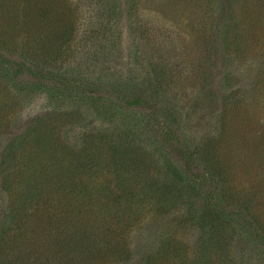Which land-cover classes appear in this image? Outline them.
<instances>
[{
    "label": "rangeland",
    "instance_id": "rangeland-1",
    "mask_svg": "<svg viewBox=\"0 0 264 264\" xmlns=\"http://www.w3.org/2000/svg\"><path fill=\"white\" fill-rule=\"evenodd\" d=\"M39 1L28 15L0 0V261L35 264L38 240L39 254L49 247L41 264L55 262L57 211L27 207L19 192L39 174L62 198L65 178L94 196L83 219L109 221L92 240L107 243L104 232L120 247L98 264H264L260 240L214 220L154 131L168 125L197 148L227 209L246 207L264 235V0ZM23 55L49 71L44 82L4 68ZM65 77L76 86L53 84ZM133 94L148 99L144 116L125 104ZM28 129L47 135L45 151L22 140ZM10 143L28 150L7 154Z\"/></svg>",
    "mask_w": 264,
    "mask_h": 264
},
{
    "label": "trees",
    "instance_id": "trees-1",
    "mask_svg": "<svg viewBox=\"0 0 264 264\" xmlns=\"http://www.w3.org/2000/svg\"><path fill=\"white\" fill-rule=\"evenodd\" d=\"M9 2V1H8ZM7 2V3H8ZM39 0H17V4L20 5V11L24 14L28 13V15L33 14L35 10L40 5ZM7 7V5H6ZM263 7V10L261 9ZM40 9L38 8L37 11ZM259 10L261 13V16H264V4L260 6ZM228 23V22H227ZM228 27L230 25L227 24ZM9 58V57H8ZM6 59V61L10 65H3L6 69L10 67L12 72H26L28 73V76H30L32 79H35L38 82H44V77H46V72L49 73V71H42L40 68L37 67V64L33 63V61L28 60L24 57L20 58V60L16 61V59L9 58ZM1 62V61H0ZM40 66V65H39ZM51 82V81H50ZM54 85H56L60 89H68L72 86H76V82L73 80H70L65 77V80H57L54 79L53 82ZM125 99L124 102L127 105H134L136 104L138 107H140L139 112L143 113L142 107L147 106L149 103L148 99H144L143 97H139L135 94H133L130 97L123 98ZM145 114L143 113L142 116ZM148 116V115H147ZM167 124V123H166ZM165 126V125H164ZM168 126V125H167ZM158 127L157 130H154L156 132V140H157V149L160 155H164L167 158H169L172 162V164L176 165L179 170L178 174L181 176V178L187 182H189L192 186L202 188L203 198L204 202L207 206V209H209L210 214L215 218L214 220H220V221H228L233 220L238 222V224H241L243 226V230L249 234L250 236L254 237L255 240H260V243L264 246V235L261 230H259V226L252 225L250 222V215L246 211V207H235L227 209L223 196L222 189L220 188L221 185H214L212 188V183L215 181L218 182L219 179L215 178L213 171L210 169V167L207 164H204L203 161H200V155L197 148L187 146L186 143H183L180 139H174L175 137L171 135L174 134V131L170 127ZM128 128V127H127ZM129 129V128H128ZM31 129L24 130L23 133H21L22 140L26 143L31 142L32 144H35V146H39L41 151L46 150V146L49 144L47 135H35L31 132ZM125 131V130H124ZM169 136V137H168ZM26 137V138H25ZM40 137L43 138L44 145H37L39 144ZM50 139V138H49ZM28 140V141H27ZM53 144V143H52ZM5 149L4 151H7L8 153H15V150L18 148H24L25 150H28V148L23 147L24 145H21L22 147L18 146H11ZM33 146V147H35ZM14 151V153L12 152ZM45 154V152H43ZM66 153V151H65ZM15 156V155H14ZM13 156L6 157V162H14L15 158ZM9 166V165H8ZM73 174L74 170L68 171V174ZM11 175V171L8 172V174L5 175V177H9ZM70 176V175H68ZM33 177L37 179V187H35L32 190H28L27 186H23V184L20 185L22 189L19 187V192H22L23 197L22 200L27 202V207H38L42 210L44 209H51L47 210V214L51 217L52 214H54V211H57V215H55L56 218L61 219L58 222L60 225L58 230L61 233H63L62 229L65 228V238L62 241L56 240L57 247L51 248L52 256L55 259L54 264H81V261H86L82 264H98L97 262L101 261L103 259L108 251L117 252L118 247H115V243L111 242L112 238H109L106 233H102L105 239L107 240V243L104 242L102 239L99 241V244L95 243L92 240V236L96 233V227L97 230L100 227L103 231H105V221H109V219H104L101 217L100 221L97 220V217L91 218L92 220L86 222L84 216L86 215V212L88 209L92 210V207L94 206L91 204L95 201L94 196L91 194L88 195V197H83V195L79 194L78 192L72 191L74 185H71V183L65 178V194H56L51 187L47 185V182L44 178L40 177L39 174H34ZM43 185V187L40 186ZM210 183V184H208ZM10 186V185H9ZM17 188V186H11L9 189ZM220 188V189H219ZM63 190L62 189L60 191ZM86 203L85 204V201ZM31 203V204H30ZM108 206V205H106ZM89 210V211H90ZM88 211V212H89ZM113 213V209H110ZM87 212V213H88ZM85 213V214H84ZM91 213V212H90ZM48 216V218H49ZM115 217V215H114ZM103 219V221H101ZM217 219V220H216ZM65 220V221H64ZM48 221V220H47ZM99 221V222H98ZM49 222V221H48ZM63 225V227H62ZM95 229V232L93 233ZM259 231V233L257 232ZM63 235V234H62ZM45 236V235H44ZM61 236V235H60ZM62 237V236H61ZM41 242L36 240L32 246L35 247L33 256H31L28 259H31V261H34L35 264H41L42 258L41 255H45L47 251H49V247L46 246L42 242V251L39 254L40 248L38 247ZM44 245V246H43ZM58 248V249H57ZM33 248H29L26 252L19 255V258H21L24 254L31 255L27 253L28 251L32 250ZM38 254L36 255V253ZM35 254V255H34ZM27 259V260H28ZM33 259V260H32ZM18 263V259L11 260L9 263L6 264H15V262ZM1 264H5L0 261Z\"/></svg>",
    "mask_w": 264,
    "mask_h": 264
}]
</instances>
